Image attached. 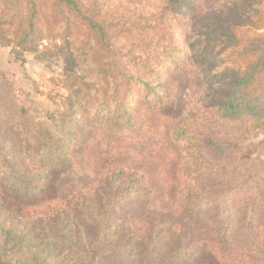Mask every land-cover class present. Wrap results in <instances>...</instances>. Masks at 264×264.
Listing matches in <instances>:
<instances>
[{
	"label": "trees",
	"instance_id": "trees-1",
	"mask_svg": "<svg viewBox=\"0 0 264 264\" xmlns=\"http://www.w3.org/2000/svg\"><path fill=\"white\" fill-rule=\"evenodd\" d=\"M195 1L0 0V45L12 47L16 58L38 52L44 42L53 45L68 62L70 92L63 110L55 114L56 131L49 133L38 125L37 148H23L32 174L25 181L28 185L12 183L11 194L2 192L0 204L18 225L0 223V244L13 250V254L0 250V264H37L24 256L25 245L30 242L39 249L48 244L49 235L22 227L66 223L74 214L84 217L86 212L103 220L110 197L100 192L110 182L118 202L126 204L133 189L117 183L128 174L144 189L141 198L165 211L185 214L195 199L196 177L208 165L200 139L190 133L201 120L236 122L252 117L264 132V33H257L264 30V0H213L210 10L199 17ZM115 37L123 43L113 41ZM140 40H147L148 46L154 40L157 44L136 54L128 49ZM79 42L98 51V85L84 82L74 70L72 49L85 55ZM187 69L200 84L196 107L183 109L168 123L161 115L174 103L177 76ZM148 131L161 142L158 155L141 159L128 149L114 151L126 141H140ZM9 148L0 147V169L14 175ZM103 151L113 154L105 160ZM73 164L94 181L65 204L52 207L47 204L48 187L56 174ZM35 180L38 184L32 186ZM111 220L109 216L110 238L117 228ZM126 226L127 255L134 257L145 249L152 264H259L253 256L233 250L226 239L205 235L185 239L177 254L167 257L165 238L177 234L181 239L179 226L172 223L160 231L145 217L134 215ZM258 234L264 240V227Z\"/></svg>",
	"mask_w": 264,
	"mask_h": 264
},
{
	"label": "rangeland",
	"instance_id": "rangeland-1",
	"mask_svg": "<svg viewBox=\"0 0 264 264\" xmlns=\"http://www.w3.org/2000/svg\"><path fill=\"white\" fill-rule=\"evenodd\" d=\"M214 3L213 0H196L195 16L206 14ZM257 33H264V30ZM116 40L123 43L120 37L113 39ZM146 41L133 42L128 49H135L136 54L157 44V40H154L148 46ZM77 47L85 55L72 49L75 72L84 82L98 85V51L84 42H79ZM67 65L62 53L48 42H44L38 52H25L22 58H16L12 47L0 45V147H10L6 153L16 164L17 173L9 175L0 169V183L4 187L0 189V197L2 192H13L15 187L11 186L12 183L20 188L28 185L25 181L32 174L26 164L23 148L25 145L37 148V126L42 125L49 133L56 131L58 117L55 114L63 110L70 94L66 86ZM199 85L191 69L181 72L177 76L174 103L161 117L169 123L183 109H194L199 97ZM256 120L247 117L235 122L206 118L191 128L190 133L201 141L208 165L196 177L193 190L195 199L185 214L165 211L155 207L147 198H141L144 189L136 184L138 182H132V175L128 174L117 183L122 189H133L127 196L126 204L118 202L111 182L109 188L101 189L100 194L107 193L110 197L103 220L96 221V215L86 212L84 217H81L82 213L74 214L66 223L49 222L37 224L35 228L22 227L33 233L44 232L49 235L48 244L39 249L27 242L24 256L30 263L37 264H152L146 258L149 253L145 249L130 257L123 246V237L129 231H126V225L130 224V218L134 215L145 217L154 225V229L160 231L172 223L179 226L183 232L181 239L177 234L172 235L171 240L165 238L166 248L169 249L167 257L175 256L180 245L185 244V239L205 235L226 239L233 250L249 254L259 264H264V240L258 234V230L264 227V132ZM160 143L159 138L148 131L140 141H126L114 151L128 149L139 158L148 159L158 155ZM101 153L106 160L113 151ZM2 173L9 176L7 180ZM92 181L94 178L87 171L73 164L55 175L48 187L47 204L52 207L65 204L79 189ZM37 184L35 180L32 186ZM36 205L32 208H36ZM8 213L0 204L1 225H18L17 219ZM109 216L113 217L111 221L117 225L112 238L107 235ZM0 250L13 254L11 246L0 244Z\"/></svg>",
	"mask_w": 264,
	"mask_h": 264
}]
</instances>
